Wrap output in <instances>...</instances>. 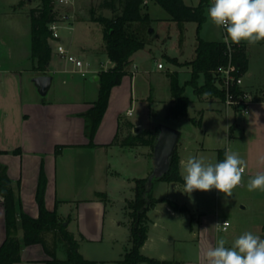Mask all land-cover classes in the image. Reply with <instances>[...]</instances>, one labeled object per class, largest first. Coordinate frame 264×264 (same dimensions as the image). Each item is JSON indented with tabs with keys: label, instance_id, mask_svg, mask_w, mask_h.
Masks as SVG:
<instances>
[{
	"label": "crops",
	"instance_id": "0c3cea01",
	"mask_svg": "<svg viewBox=\"0 0 264 264\" xmlns=\"http://www.w3.org/2000/svg\"><path fill=\"white\" fill-rule=\"evenodd\" d=\"M10 4L20 6L25 3L16 0ZM206 7H208V1ZM27 8L29 9L30 6ZM27 17L29 19L28 15ZM13 21L7 19L3 24L0 19V162L6 166L11 185L15 188L16 181L19 182L18 195L21 206L27 214L33 217L38 215L35 193L39 176L41 173L43 174L45 207L56 212L77 240L78 251L83 257L89 259L91 257H87L88 255L85 253L87 249L83 250L82 243H91L102 239L105 203L112 198V187H119L118 193H121L125 208L127 200L134 195L135 179L147 177L153 167L149 146H122L113 142L115 135L119 132L121 118H126L133 126L138 125L139 129L142 127V129L156 130L158 123L179 128L175 124L176 121L178 118L186 117L187 114L179 117L171 116L175 121H168L170 117L168 108L172 104L168 86L169 96L162 100V115L155 117L154 105L157 102L153 95L148 93V96L141 99V102L146 106L144 117L131 118L133 112L127 114V110H133L132 95L136 80L133 77V72H130V75L126 74L122 77L120 84L111 88L107 107L92 137L93 144H88L89 138L85 135V119L82 113L88 110L97 98L98 79H93L97 73L92 74L91 82L85 80L72 82L76 73L68 71L69 66L64 59L53 53L47 66V74L52 75L51 85L45 96L40 95L31 80L38 73L32 70L30 19L27 25L23 23L18 26L19 30L10 28ZM19 36H22L24 41L18 40L14 45L12 40ZM241 44L247 62L246 71L242 74L240 89L249 95L248 105L243 110L240 106H227L223 100L215 96H198L196 94L197 101L206 104V107L196 108L199 118L192 122L195 124L194 128L202 129L201 118L205 114L210 115L216 121L223 117L225 125L220 124L221 133L218 132V134L228 137L238 128L241 129L242 114L246 116L243 130L245 145L242 151L247 167L242 176L244 175L249 181L250 178L258 174H264V41L255 45H250L247 42H241ZM65 45L67 46V44ZM186 68L191 74V68ZM175 73L177 74V72ZM55 75L60 77L62 83H68L63 92L56 89L51 90ZM177 78L179 81L178 74ZM188 80H185V83ZM93 83L95 86H92ZM179 84L183 85L180 81ZM215 84L218 86L217 82ZM189 100L188 106L193 102L192 99L189 98ZM189 118L191 120V117ZM230 127L232 130L229 129ZM122 130L126 133V129ZM181 135L182 133H180L176 145L180 175L182 172L181 161H186L189 156L200 157L207 150L212 149L214 158L210 162L217 163L219 150L224 153L226 151L219 147L209 148L200 145L198 140L200 132L191 134L186 131L184 136L186 141L184 142L180 141ZM56 147H58L57 152H55ZM113 156L123 162L127 169L121 167L117 161L112 164ZM100 157L102 161L99 163ZM103 178L104 187L101 185ZM162 183L176 182L158 180L152 185L153 192L154 188H161ZM97 193L104 194V197ZM153 197L167 198L155 193ZM156 204L153 209L156 208ZM165 204L170 213H177L167 203ZM216 222L214 214L203 212L196 219L195 224H190L191 236L186 238L192 246L194 245L191 247L193 255L172 259L178 260L182 264H208L203 253L209 246H216V229L212 227ZM17 233V236L20 237L21 229ZM5 236V213L0 195V245ZM114 240L116 241V239ZM128 241H130V237ZM146 241L147 238L140 250L146 245ZM129 247L130 242L125 248ZM158 258L165 259L163 256ZM47 259H49V255L44 251L42 245L31 243L22 246L20 259L12 264H46ZM92 260L103 261L93 258Z\"/></svg>",
	"mask_w": 264,
	"mask_h": 264
},
{
	"label": "rangeland",
	"instance_id": "374dc122",
	"mask_svg": "<svg viewBox=\"0 0 264 264\" xmlns=\"http://www.w3.org/2000/svg\"><path fill=\"white\" fill-rule=\"evenodd\" d=\"M16 0H0V19L3 24L7 19L14 20L11 27L19 30L18 26L24 23L28 24L27 17L30 8L37 7L39 0H23V5H9ZM103 0H72V4L66 8H56L55 2L52 1L53 8L58 12L67 11V17L62 22L59 28L62 42L67 44L70 52L88 60L91 66V72L85 76L75 74L72 82H91L92 74L104 70V67L109 68L112 63L107 58L104 52V42L102 39V24L97 21L90 20V10L95 9L96 14L111 16L112 11L108 8L100 7ZM211 0H208V3ZM187 4H196L198 0H184ZM27 6H30L28 9ZM15 8V9H14ZM14 9V10H13ZM208 7H204L205 20L197 29L195 21L184 22L180 27L174 20L170 19L168 13L153 0H146L143 3V11H148L150 16V25L147 28L145 35V44L142 48L134 52L133 58L127 66L128 74L133 72L135 81V88L133 91V117H144L146 106L141 102L142 97L152 94L155 98V117H159L163 109L162 100L169 96V78L168 72H177L179 81L184 85V94H186L192 103L188 106L187 116L178 118L176 121L177 128L181 133V142L184 140L186 131L193 134L200 132L198 140L200 145L206 147H219L225 150L237 152L240 157H243V148L245 145V134L243 133L246 116L243 115L241 120V129L238 128L232 135L228 137L219 135L221 133V125H225V118L221 120H214L210 115L202 116L201 128H194V121L199 118L196 113V108H205L206 104L197 101V95L193 92L191 83H185V80L191 78L187 62L192 60L195 56V47L197 43V36L202 39H221L224 40V29L217 28L213 25L207 17ZM25 13V14H24ZM27 14V15H26ZM49 29V28H48ZM8 30V28H7ZM24 41L22 36L13 39L15 45L17 41ZM51 46V54L54 53V42L48 38ZM70 43V45H68ZM72 45V46H71ZM162 64V68L157 66ZM34 66L36 63L34 62ZM35 73L38 71L34 70ZM70 81V79H68ZM203 82V75L199 74L196 83ZM68 83H62L58 75L54 76L52 89L63 92ZM97 84H99L97 82ZM95 86V83L92 84ZM98 86V85H97ZM152 87V89H150ZM90 92V90H89ZM149 93V94H148ZM47 94V93H46ZM45 96V95H44ZM221 106V105H220ZM238 106V105H236ZM163 113V112H162ZM196 113V114H195ZM162 117V116H160ZM164 117V116H163ZM191 117V120L190 118ZM164 119V118H163ZM126 120L121 118V128L130 130L123 122ZM165 120V119H164ZM168 121L174 122L175 119L171 116ZM133 128V127H132ZM121 129V134H124ZM182 129V130H180ZM143 130L142 127L139 131ZM132 132V129L130 130ZM224 133V127L222 129ZM210 133V134H209ZM135 150V149H134ZM177 150V149H176ZM135 152V151H132ZM152 149L150 148V157L152 160ZM189 154V152H187ZM214 151L212 149L200 155L205 159V162H210L214 158ZM102 158L98 160L100 163ZM112 164L117 161L121 167L127 169V166L115 158H112ZM97 162V163H98ZM151 162V161H150ZM105 170V169H103ZM78 172V170H77ZM103 182V184H102ZM101 182L104 187V178ZM158 180H154L155 184ZM248 181L242 176L241 184L233 189L232 196L226 197L225 194L220 193L216 189L207 192L194 190L190 195L183 191L184 184L181 183H162L161 188H154L152 195H162L167 197L179 205L186 207L185 211H176V214L170 213L166 209L165 203L156 204V208L148 210V237L146 245L142 248L141 253L150 257L163 256L165 259L186 258L193 255L192 244L187 241L189 238L190 224H195V221L203 212L214 214L216 221L223 220L228 222L226 230L216 231V242L219 239L226 241L225 246L230 247L232 243L244 232H252L256 235H264V191L259 189L248 191L246 185ZM119 187H112V198L105 203V212L103 215V230L102 239L96 242H83V250L87 249V257L89 259H102L97 264H113L115 260L122 257L124 250L128 247V238L130 237V218L128 216L127 202L125 204L121 198V193H118ZM104 197V194H101ZM133 198V197H132ZM129 199V200H132ZM127 200V201H129ZM129 220V222H128ZM18 234V233H17ZM116 239V241L114 240ZM181 239V240H179ZM186 240V241H184ZM57 257L63 258L65 256L64 246L62 243L57 245ZM86 255V254H85ZM155 255V256H153ZM159 259V258H158ZM145 264V263H141Z\"/></svg>",
	"mask_w": 264,
	"mask_h": 264
},
{
	"label": "trees",
	"instance_id": "16d2710c",
	"mask_svg": "<svg viewBox=\"0 0 264 264\" xmlns=\"http://www.w3.org/2000/svg\"><path fill=\"white\" fill-rule=\"evenodd\" d=\"M23 0H21L22 2ZM53 0H39V5L28 10L31 32V60L32 70L38 74H47V66L51 58V47L48 37L51 35L48 23L56 19L53 10ZM158 3L180 27L184 22L195 21L197 29L205 20L204 7L208 0H199L196 5H188L184 0H153ZM144 0H103L100 7L112 11L111 16L96 14L95 9L90 10V20L102 24V39L104 52L113 64L98 73V95L92 106L82 113L85 119V135L89 138L88 144L92 143V137L101 121L107 107L111 88L120 84L122 77L128 74L127 66L135 51L145 44V35L150 25L148 11H143ZM231 62L236 67V75L246 71V55L242 44H233ZM229 60L226 44L223 40H205L197 36L195 56L187 64L191 68V78L186 83H191L193 91L198 96L217 97L224 101V92L216 83L214 72L217 66L226 64ZM34 62L36 66H34ZM204 76L201 85L196 83L199 74ZM169 88L172 96V104L168 108V115L179 117L187 114L189 98L184 94V85H180L177 74L168 72ZM237 91V87H234ZM123 124L130 128L133 124L125 120ZM119 132L113 142L122 146L147 145L152 149L155 130L143 129L137 132L130 130L125 134ZM229 129L232 130V127ZM230 132V130H229ZM58 147L55 148V152ZM152 155V154H151ZM225 158L224 152L219 150L218 162ZM154 180L176 182L184 184L179 172V157L174 149L169 167ZM153 183V182H152ZM153 185V184H152ZM19 182L15 188L11 185V179L7 174L6 166L0 162V195L5 213L6 236L0 245V264H12L20 259L22 246L31 243H40L44 251L49 255L46 264H97L96 260L87 259L78 251V242L63 221L54 210H48L44 204L45 180L41 173L35 193L38 205L36 217L27 214L22 206L18 195ZM101 195V193H97ZM157 202L167 203L175 211H185L184 205L169 198H155L152 195V186L147 189V177L135 179L134 195L132 200L127 201L128 216L130 218V247L125 249L122 257L113 264H182L175 259H157L141 253L140 248L147 238L148 210ZM264 227V225H263ZM21 229L22 235L17 236ZM64 246V258L56 255L57 245Z\"/></svg>",
	"mask_w": 264,
	"mask_h": 264
},
{
	"label": "clouds",
	"instance_id": "9594fccd",
	"mask_svg": "<svg viewBox=\"0 0 264 264\" xmlns=\"http://www.w3.org/2000/svg\"><path fill=\"white\" fill-rule=\"evenodd\" d=\"M207 17L217 28L225 30L224 43L229 48L241 42L255 45L264 41V0H213L207 9ZM224 156L218 163L193 156L181 161L182 192L190 195L194 190L216 189L231 197L233 189L241 184L247 164L230 149ZM246 187L248 191H264V174L250 178ZM212 227L220 231L222 225L217 223ZM225 244L224 239H219L215 247L209 246L204 251L208 264H264V239L261 236L248 231L235 239L230 247Z\"/></svg>",
	"mask_w": 264,
	"mask_h": 264
},
{
	"label": "built area",
	"instance_id": "2783aa9c",
	"mask_svg": "<svg viewBox=\"0 0 264 264\" xmlns=\"http://www.w3.org/2000/svg\"><path fill=\"white\" fill-rule=\"evenodd\" d=\"M145 1L146 0H144V2ZM53 2H55L57 6L56 8H61L60 6H63L62 8H66L67 5L72 4V0H53ZM212 2L213 0H211L208 3V7H210ZM56 8H53V10L56 12V19L48 23V28L51 32V35L48 38H50V40L54 42V53L57 54L60 58L64 59L66 64L69 66V68L67 69L68 71L72 73H76L80 76H85L86 74L92 71L90 62L70 52L68 47L61 41L59 28L62 26V22L67 17V11L65 10L62 12H58ZM225 35L226 33L224 30V37ZM232 47L233 44L231 45L230 48L228 47V45H226V51L228 53L229 60L226 64L217 66L214 75L216 76V82L218 84V87H220L221 90H223L224 92L225 105L227 106L238 105L242 107L244 110V108H246V106L248 105L249 95L247 94V92L240 89L242 83V74L236 75L235 73L237 69L230 59ZM108 61L110 63V60ZM157 66L161 68L162 64L158 63ZM234 87H237V91L233 90ZM131 111H132L131 109H128L127 114H131ZM217 223L222 225L221 227L222 230L225 229V225L226 227L228 226V222L225 220L221 222H216V224Z\"/></svg>",
	"mask_w": 264,
	"mask_h": 264
},
{
	"label": "water",
	"instance_id": "95a60500",
	"mask_svg": "<svg viewBox=\"0 0 264 264\" xmlns=\"http://www.w3.org/2000/svg\"><path fill=\"white\" fill-rule=\"evenodd\" d=\"M93 79H98V75L95 74ZM32 82L36 86L38 93L42 96L46 95L52 81L51 74H38L32 77ZM139 130L138 125L133 126V132ZM180 131L167 125L165 123H158L155 130L154 141L152 145V160L153 167L149 175L147 176V189L152 186L153 178L159 177L167 171L169 162L174 149L176 148L178 139L180 137ZM262 239L264 235L259 234Z\"/></svg>",
	"mask_w": 264,
	"mask_h": 264
}]
</instances>
